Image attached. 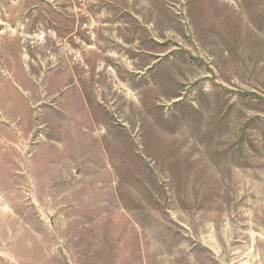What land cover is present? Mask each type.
I'll use <instances>...</instances> for the list:
<instances>
[{
	"label": "rangeland",
	"instance_id": "obj_1",
	"mask_svg": "<svg viewBox=\"0 0 264 264\" xmlns=\"http://www.w3.org/2000/svg\"><path fill=\"white\" fill-rule=\"evenodd\" d=\"M0 264H264V0H0Z\"/></svg>",
	"mask_w": 264,
	"mask_h": 264
}]
</instances>
